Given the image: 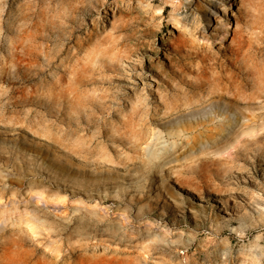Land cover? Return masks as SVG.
Returning <instances> with one entry per match:
<instances>
[{"label": "rangeland", "instance_id": "rangeland-1", "mask_svg": "<svg viewBox=\"0 0 264 264\" xmlns=\"http://www.w3.org/2000/svg\"><path fill=\"white\" fill-rule=\"evenodd\" d=\"M262 89L264 0H0V264H264Z\"/></svg>", "mask_w": 264, "mask_h": 264}, {"label": "bare ground", "instance_id": "bare-ground-1", "mask_svg": "<svg viewBox=\"0 0 264 264\" xmlns=\"http://www.w3.org/2000/svg\"><path fill=\"white\" fill-rule=\"evenodd\" d=\"M226 7H227V5H226V3H224L223 4V7H222V9L224 10V9H226ZM229 11H231L232 12V15H235L236 16V14H235V12H234V9H230ZM261 93H258V95H264V89H262L261 91H260ZM253 132V131H252ZM241 154V153H240ZM9 160V159H8ZM44 195H43V193L42 192H36V197L39 199V200H41V201H43L44 200V197H43ZM31 223V222H30ZM29 223V224H30ZM31 225V224H30ZM30 229H34V226L32 225L31 226V228ZM134 258V257H133Z\"/></svg>", "mask_w": 264, "mask_h": 264}]
</instances>
